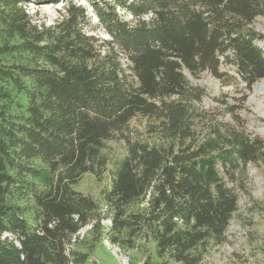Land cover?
Segmentation results:
<instances>
[{
	"label": "trees",
	"instance_id": "trees-1",
	"mask_svg": "<svg viewBox=\"0 0 264 264\" xmlns=\"http://www.w3.org/2000/svg\"><path fill=\"white\" fill-rule=\"evenodd\" d=\"M55 1L0 0V264H117L106 242L129 264H210L264 138L244 91L207 108L191 77L264 78V0H63L34 22L28 3Z\"/></svg>",
	"mask_w": 264,
	"mask_h": 264
},
{
	"label": "rangeland",
	"instance_id": "rangeland-1",
	"mask_svg": "<svg viewBox=\"0 0 264 264\" xmlns=\"http://www.w3.org/2000/svg\"><path fill=\"white\" fill-rule=\"evenodd\" d=\"M64 4L63 0L45 4L28 3L27 10L32 15L34 22L52 25L61 18ZM89 15L91 21L86 26V31L102 39H111L102 28L97 16L91 12ZM127 17L130 18L129 15ZM254 27L264 35V16L256 20ZM258 45L264 50V40L258 41ZM123 62H126V59ZM221 68L237 77L234 66L223 64ZM191 81L195 85L204 87L208 92L209 96L204 101L207 108L216 105L215 98H222L225 94H229L231 97H240L241 91H244L247 99L242 105L240 115L247 121L248 130L251 133L264 138V101L261 97L254 96L255 89L264 83V78L255 83L250 91L245 88V83L240 78L232 79L233 83L227 86L220 79L214 77L210 71L203 72L198 78L191 77ZM113 145L115 149L125 153L123 144ZM248 179L252 197L241 194L240 210L231 222L228 240L206 257L210 264H264V167L261 169L257 164H250ZM85 186V188L91 189V184L86 183ZM254 202L257 203L255 206ZM88 228L81 230V236ZM104 250L105 252L101 256H113L117 260V264H129V255L117 246L106 242ZM102 260L105 261L103 258Z\"/></svg>",
	"mask_w": 264,
	"mask_h": 264
},
{
	"label": "bare ground",
	"instance_id": "bare-ground-1",
	"mask_svg": "<svg viewBox=\"0 0 264 264\" xmlns=\"http://www.w3.org/2000/svg\"><path fill=\"white\" fill-rule=\"evenodd\" d=\"M254 96L261 97V99L264 101V83L255 89Z\"/></svg>",
	"mask_w": 264,
	"mask_h": 264
}]
</instances>
